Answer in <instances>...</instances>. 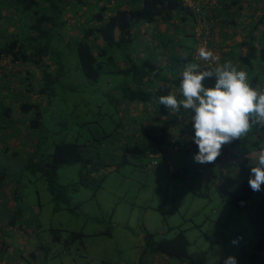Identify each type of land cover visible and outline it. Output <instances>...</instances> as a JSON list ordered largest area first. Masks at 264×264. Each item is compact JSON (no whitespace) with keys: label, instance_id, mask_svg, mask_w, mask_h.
<instances>
[{"label":"rangeland","instance_id":"374dc122","mask_svg":"<svg viewBox=\"0 0 264 264\" xmlns=\"http://www.w3.org/2000/svg\"><path fill=\"white\" fill-rule=\"evenodd\" d=\"M184 1L198 9V24L188 17L176 32L170 28L171 34L176 33L172 40L192 47L195 37L188 35L195 32L198 42L202 40L201 46L205 39L208 44L213 41L208 50L218 57L216 63L210 62L214 68L231 61L241 70L235 53L240 56L245 49L239 48L233 54L231 48L245 40V32L249 31L246 25L249 21H258L264 0H258V5L255 0L244 2L235 29L223 28L221 21L206 18L213 13L207 10L217 0ZM12 8L10 0H0V47L13 36L22 41V32L26 33L33 21L27 13L16 17ZM202 25L213 27L212 36L205 31V37L200 38ZM257 28L261 29L260 25ZM152 30L148 28V33L141 32L139 36L148 54L149 50L156 53L153 48L157 50L162 41L153 37ZM231 32L235 36L229 39L227 35ZM68 41L64 40L58 48L54 41L56 55L53 54L60 63L54 71L56 79L51 88L39 94L40 89L34 88L38 81H31L29 94L25 91L29 83L21 80L24 76L17 80H21V85L8 83L5 87L9 97L15 91L17 98L10 100L17 102L2 99L11 113L10 120L0 118V170L6 173L7 179L0 191V213L7 216V224L1 226L0 244L6 242L10 248L0 254V264H180L160 255H141L145 234H152L159 241L173 238L179 231H184L188 256L196 263L224 264L232 256L236 264H264V238L256 237L248 217L256 210L250 212L249 204L235 208L222 200L224 196L219 188L231 189L233 163L226 161L222 154L213 164L195 162L198 147L193 138L188 145L178 143V150H170L165 157L153 150L150 153L141 141L130 143L119 133L122 126L125 129L132 124L138 126L132 120L125 121L119 106L123 103L118 85L124 78L106 74L97 82L86 80L77 70L74 44ZM144 49L139 51V57ZM161 58L159 62L165 63L166 56ZM253 66L249 71L242 68L248 72V80L262 78V67L257 63ZM37 85L44 88V83ZM35 101L40 106L41 117L39 127L32 130L26 125L36 110L21 114L17 104ZM146 112L148 107L135 114L144 124L148 123ZM180 128L177 126L173 132ZM184 133L192 136L188 131ZM105 135L106 138L100 139ZM261 136L264 138V133ZM63 141L83 144V156L90 161L88 167L94 165L99 170L87 172L81 163L60 167L55 181L59 199L55 201L46 178L36 167L47 164L46 155ZM252 143L254 140L250 138L243 146L250 149ZM259 145L264 146V140ZM32 152L36 154V163L28 158ZM153 153L155 156H150ZM257 166L258 160L249 164V167ZM85 173L89 174L85 176ZM242 174L238 172L241 180ZM14 191L15 207L11 209L5 202ZM16 207L20 216L16 228L12 229L8 216L18 215L12 214ZM73 233L82 235L75 237ZM29 253L35 257L31 258Z\"/></svg>","mask_w":264,"mask_h":264},{"label":"trees","instance_id":"16d2710c","mask_svg":"<svg viewBox=\"0 0 264 264\" xmlns=\"http://www.w3.org/2000/svg\"><path fill=\"white\" fill-rule=\"evenodd\" d=\"M10 1L11 7H14L12 9H15L17 13H15L16 17L22 13H27L33 21L27 27L26 33H23L21 29L22 41L13 36L0 47V58L10 57L13 66L11 70L5 68L4 71L0 72L1 83L5 79L10 80L8 75L12 73L26 71L22 72L24 77L21 78L26 84L29 83L25 91L31 94L32 84L30 82L38 81L35 82L34 88L36 90L37 88L40 89L38 93L42 94L44 90L52 87L56 79L53 74L60 63L55 58V42L58 48L64 40H69V44H74L77 70L86 80L97 82L101 76L106 74L118 75L124 78L123 82L118 85L121 102L123 103V106H119L123 115H125V121L132 120L138 126L132 124L126 129L122 126L119 133L123 134L130 143L137 144L138 141H141L144 149L149 150L150 153L153 150L162 157L168 155L170 150L177 149L178 146L176 145L178 143L189 144L190 138L194 137V129L191 123L192 111L183 108L179 111L167 109L159 103V97L171 94L176 96L178 100L183 98L179 86L182 72L187 65L196 64L200 71L214 68L203 64V62L198 63L195 61L196 51L202 45V40L198 42V39H196L195 32H193V35H188L189 37H195V45L192 47L174 42L172 39L176 33L171 34L169 32L170 28L174 29L175 32L179 30L178 25L185 24L188 17H191L197 25V16L200 14L198 9L196 11L184 0ZM244 2H247V0H217L214 7L207 10L210 13L213 11L209 16L210 18L207 16L206 18L221 21L220 24H223L221 26L223 28L227 26L235 29L238 26L237 19L241 15ZM255 2L257 5L260 4L258 0H255ZM198 7L203 8L201 4L200 6L198 4ZM248 7L251 8L249 5ZM88 9L90 13H88ZM260 12L261 15L258 21L252 20L247 23L246 27L249 28V31L245 32L247 35L245 40L237 43L235 48H231L233 54L239 48L245 49V53L240 56L235 53V57L240 61L241 70L242 68L243 70H251L254 68V63L262 67V78L253 77L248 80L249 85L257 91L264 89V85H262L264 83V6L260 9ZM161 24L164 25L163 28L160 27ZM204 24L206 25V21H204ZM257 25H260L261 29H258ZM261 25H263V28ZM148 28L153 29L155 39H162L161 44L157 46V50L156 47L153 48L156 53H151L149 50L148 54V49L143 48L146 47V44L139 39V36L142 35L141 32L148 33ZM201 28L200 38L205 37L203 35L205 31L211 35L212 26L210 28L208 25L206 27L202 25ZM231 36H235V33L231 32L227 35V38L230 39ZM213 44V41L208 44V40L205 39L203 47L209 49V46ZM142 49H144L143 55L139 57L138 53ZM160 50H163V54L160 53ZM158 53L160 54L158 55ZM164 55L167 58L164 60L165 63L159 62ZM15 67L18 69H15ZM31 68L33 71H31ZM214 80L215 77L206 80L205 86L212 87ZM9 83L11 85H21L20 82L15 80L14 84L13 81ZM42 83H44V88H39L37 84ZM6 85L7 83L0 86V108L3 107V111H0V118L10 120L11 108L4 106V100L2 99L5 97V100L17 102L10 100L17 97L14 90L11 92L10 97L7 96ZM17 107H19L18 111L21 114H28L35 109L34 118L26 126L32 130L39 127L41 113L38 102H22L17 104ZM147 107L148 112L145 114L148 116V123L144 124V120L139 119L135 114L141 108L146 110ZM177 126L182 128H180V131L173 132ZM185 131L190 132L192 136H186ZM261 133H264V127L254 124L246 136L233 141L230 145L223 146L221 154L226 161L233 163L235 171H233L231 189L228 190L222 186L219 190L224 196L222 200L230 206L245 208L249 204L250 212L252 209L256 210L248 217L255 227L254 234L256 237L264 238V184H261V190L258 192H253L248 184L252 168L249 167V164L251 161L258 160L257 153L259 149L264 148V146L259 145L260 141L264 140ZM104 138H106V135L100 137V139ZM250 138H253L254 143L251 144L250 149H245L243 143ZM195 146L197 145L195 144ZM188 151L186 150V152ZM83 153V144H79L77 141H63L55 145L52 153L46 155L47 164L36 167L46 178L48 190L55 201L59 199L55 189V181L57 170L60 167L81 163L87 172L99 170L94 165L88 167L90 161L83 156ZM35 155L34 152L29 155L28 158L31 163L32 161L36 163ZM150 156L155 155L153 153ZM240 170L244 173V175L242 174V180L238 175V172H241ZM88 174L85 173V176ZM6 180V173L0 170V191L5 186ZM14 194L15 191L11 193V197L5 202L9 204L8 206L11 209L15 207V200L13 201L12 198ZM18 210L16 207L12 213L18 215L12 216L10 214L8 216V225L12 229L16 228V221L19 220L20 212ZM6 217V215L2 216L0 213V230L1 226L6 223ZM81 235V233H73L72 236ZM7 248H10V245L1 241L0 254L4 253ZM187 248L188 241L184 231H179L173 238L159 241L154 239V235L145 234L141 255H160L168 260H176L180 264H203L196 263L191 259L188 256ZM29 256L31 258L35 257L33 253H29ZM153 261L155 262V260ZM212 264L222 263L214 262Z\"/></svg>","mask_w":264,"mask_h":264},{"label":"clouds","instance_id":"9594fccd","mask_svg":"<svg viewBox=\"0 0 264 264\" xmlns=\"http://www.w3.org/2000/svg\"><path fill=\"white\" fill-rule=\"evenodd\" d=\"M198 55L204 61L216 63L218 60L203 46L195 56V61L201 63L196 60ZM207 66L213 67L212 64ZM213 77V86L206 87L205 81ZM179 87L182 99L170 94L159 97V103L172 111L181 108L192 111L193 142L198 147L194 161L197 163L213 164L223 146L246 136L254 124L264 127V90L251 87L248 74L237 70L231 61L205 71H200L196 64H189L182 72ZM257 156L259 166L251 168L248 180L253 192L260 191L264 184V148L259 149ZM224 264H236L235 257L229 256Z\"/></svg>","mask_w":264,"mask_h":264},{"label":"built area","instance_id":"2783aa9c","mask_svg":"<svg viewBox=\"0 0 264 264\" xmlns=\"http://www.w3.org/2000/svg\"><path fill=\"white\" fill-rule=\"evenodd\" d=\"M196 60H199V61H201V62H204L205 64H207V65H211V61H204V60H202V59H200L199 58V55L196 57ZM12 64H11V59H10V57H8V56H5V57H2V58H0V72L1 71H4L3 69H5V68H8V69H12Z\"/></svg>","mask_w":264,"mask_h":264},{"label":"crops","instance_id":"0c3cea01","mask_svg":"<svg viewBox=\"0 0 264 264\" xmlns=\"http://www.w3.org/2000/svg\"><path fill=\"white\" fill-rule=\"evenodd\" d=\"M15 69H18V68H16L15 67ZM20 69V68H19ZM22 72H24V71H22ZM22 72H20V73H12L11 75H8V78L10 79V80H8V79H5V80H3L2 81V83L0 82V86H2L3 84H5V83H9L10 81H13V84H14V80L16 81V82H20V81H17L19 78H21L22 76H23V74H22ZM26 72V71H25ZM6 74V73H5ZM7 75V74H6ZM15 85V84H14Z\"/></svg>","mask_w":264,"mask_h":264}]
</instances>
